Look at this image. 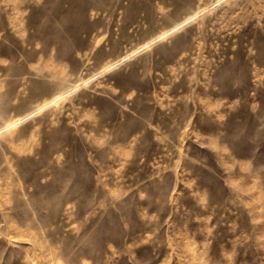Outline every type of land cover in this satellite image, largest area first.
<instances>
[{
  "label": "rangeland",
  "instance_id": "rangeland-1",
  "mask_svg": "<svg viewBox=\"0 0 264 264\" xmlns=\"http://www.w3.org/2000/svg\"><path fill=\"white\" fill-rule=\"evenodd\" d=\"M0 264H264V0H0Z\"/></svg>",
  "mask_w": 264,
  "mask_h": 264
}]
</instances>
